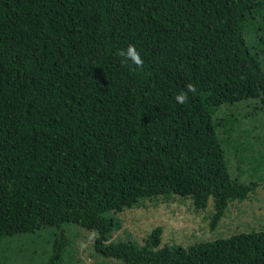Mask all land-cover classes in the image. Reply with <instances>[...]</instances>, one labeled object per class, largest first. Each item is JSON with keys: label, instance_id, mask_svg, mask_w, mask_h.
Masks as SVG:
<instances>
[{"label": "trees", "instance_id": "16d2710c", "mask_svg": "<svg viewBox=\"0 0 264 264\" xmlns=\"http://www.w3.org/2000/svg\"><path fill=\"white\" fill-rule=\"evenodd\" d=\"M130 44L143 69L121 63ZM188 83L197 94L179 104ZM240 105L264 110V0H0V242L72 224L122 264H264L259 235L185 250L158 227L143 245L111 242L113 189L142 157L204 184L189 198L213 200L211 230L256 192L264 136L239 130ZM71 231L48 264H65Z\"/></svg>", "mask_w": 264, "mask_h": 264}, {"label": "rangeland", "instance_id": "374dc122", "mask_svg": "<svg viewBox=\"0 0 264 264\" xmlns=\"http://www.w3.org/2000/svg\"><path fill=\"white\" fill-rule=\"evenodd\" d=\"M256 104V103H255ZM251 103L250 106H254ZM250 113L239 130L263 135L264 110L243 106L235 112ZM230 110L222 109L220 117ZM259 131V132H258ZM206 187L174 165L142 157L133 161L113 189L116 217L124 226L111 242H131L143 245L154 229L163 228L162 246H180L188 250L195 245L217 244L239 237L264 236V182L242 203L230 205L217 229L211 230L210 215L213 200L205 211H197L192 196L204 197ZM72 230L73 237L65 264H122L106 259L94 250L98 236L76 225L60 229H41L0 242V264H48L56 235ZM246 240L241 244L242 249Z\"/></svg>", "mask_w": 264, "mask_h": 264}, {"label": "clouds", "instance_id": "9594fccd", "mask_svg": "<svg viewBox=\"0 0 264 264\" xmlns=\"http://www.w3.org/2000/svg\"><path fill=\"white\" fill-rule=\"evenodd\" d=\"M119 56L123 58L121 61L123 65H127L130 62L137 68L143 69L144 60L142 59L141 54L137 50L136 46L130 44L126 49L120 50ZM189 94L192 96L197 94L196 85L188 83L185 86V89L175 96L176 102L179 104H186L189 100Z\"/></svg>", "mask_w": 264, "mask_h": 264}]
</instances>
